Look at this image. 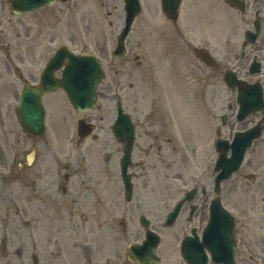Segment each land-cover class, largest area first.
Returning a JSON list of instances; mask_svg holds the SVG:
<instances>
[{
  "label": "flooded vegetation",
  "instance_id": "af4514ba",
  "mask_svg": "<svg viewBox=\"0 0 264 264\" xmlns=\"http://www.w3.org/2000/svg\"><path fill=\"white\" fill-rule=\"evenodd\" d=\"M4 1L0 0V50L3 51L6 60L5 66L2 67L3 72H0V93L8 89L17 90V80L38 83L43 66L39 64L40 58L37 57L39 53L37 49L42 46L47 37L51 42L56 40V32H49L50 28L46 32L44 27L52 23L53 19L58 23L61 20H59V16H63L62 21L66 24L70 43H74L77 36L73 29V14L82 8L79 12L82 16L78 20L83 25L86 49L89 50L88 52L93 50L92 53L100 59L107 78H110L108 85H102L103 87L101 86L102 88L99 89V95L106 99L107 118L108 115L113 114L116 119L118 109L121 107L130 113L136 137L138 126L142 127V125H138V121L135 122V114L129 108L130 103L124 96V84L118 79L121 71L117 60L128 56L133 48L134 65L126 72L130 73L131 77L143 82L142 89L145 90V100L149 107L148 123L150 125H148L146 133L150 139V149H169L165 146L154 147V145L158 140L167 139V143L174 141L176 122H178L177 145L171 148L176 156L168 151L163 154L170 160V168L174 170L181 166L178 179L183 183L167 184L164 201L168 206L172 205L173 208L175 202L182 199L187 192L191 191L193 194L192 198L183 205L174 226L172 225L170 230L164 234L168 248L158 251V263L198 264L199 262V264H204V261L207 260V264H264V216L237 217L234 230L235 241L219 236H213L212 239L204 237V229L209 220V203L214 197V188L211 183H197L198 180H195V184H188L182 169L185 168L186 162L196 156L192 153L186 158V145L183 147L180 144L186 140L184 125L187 92L185 93L184 81L187 74V63L191 64L190 70L195 79L196 93L192 96V100L199 98L201 103H205V108L200 107L206 120L203 131L206 143L212 144L214 138L219 136V132L226 138L231 135L234 123L237 122L233 121L232 126L229 127L231 128L230 132L227 125L230 118H235L238 121L235 112L239 107L237 101L239 92L256 95L262 90L264 97V0H253V3L248 1L247 8L238 11V14L241 15L239 19L236 18L234 12H230L234 8L225 4V18L221 22L215 19L212 24L195 25L194 34L191 36L192 41L188 39L185 26L176 20L173 21L175 25L172 29L169 23L170 19L166 18L167 23L163 25V33H159L158 36L163 35L168 41V46L159 44L165 48V51H153L155 56L153 62L149 59L139 58L136 53L139 47L152 45V42L145 44L144 38L152 35L153 30H141L140 34L138 29H134V26L139 27L136 20L141 13L148 11L153 14L161 11L160 0H138L141 13L135 17L123 40L120 37L125 26L127 0H54L52 5L19 15L12 12L4 4ZM107 7H110L109 14L114 15L113 21H109L104 15ZM95 13H100V21L96 18ZM44 22L47 23L46 26L43 25ZM256 24H259L260 30L256 40L250 42L246 34H249V30H254ZM120 43L124 44L123 56L118 55ZM158 65L161 67L159 68ZM11 71L16 78H10ZM159 78H163L165 82H161ZM222 90L232 96L229 101V109L232 113L230 117H226L227 123L224 127L219 126L217 115L218 94ZM112 97L113 102H111ZM172 121H174L173 137L169 128ZM181 121L183 122L181 123ZM144 123L145 121L143 125ZM237 124H240L239 130L259 125L262 127V134H264V114L261 111L250 114ZM64 125L66 133H69V128L73 130V121L64 119ZM158 127L165 129L158 130ZM104 128L106 127L104 126ZM92 129L96 131L97 126L92 125ZM92 138L93 141L86 142L85 171L75 169L69 162H59L57 159L53 168H33L38 159L36 153L31 156L27 155L26 163H23L24 161L20 158V214L35 224H41L43 221L55 222L58 215H55L54 219L49 218L44 209L55 205L60 207L62 212H69L74 203L78 202L75 199L78 196L82 200V206L94 205L96 202L103 203L101 196L113 181L120 189L121 197L123 182L120 158L123 154L124 142L118 141L114 137L121 144V154L118 156L113 170L107 167L108 163L111 164V159L106 152L107 146L102 144L97 133H94ZM28 139L33 143L37 138L28 137ZM70 139L74 141L72 135ZM84 141V138H78V143L82 144ZM99 142L101 145L98 151L106 152L104 155L101 153L104 167L97 169L94 173L89 170L92 157L91 143ZM34 148L31 151L35 150ZM256 159L244 161L243 170L241 168V174L237 175L240 183L229 186L228 191H264V153L259 154ZM138 167L139 162L135 161L133 157L129 168L132 180L136 178ZM112 177H117V179ZM54 183L56 184L54 185ZM86 216L87 214L85 219ZM103 222L104 217L101 214H92L89 220V224L91 223L90 233H105L106 228H104ZM37 228L36 226L35 229L37 230ZM37 235H39V231H37ZM37 235L36 231L34 236L32 232H29L27 247L23 248L26 252L30 249H37L41 239ZM144 235V231L138 232L135 242H142ZM27 239L25 237V240ZM229 242L231 246L235 244L233 253L229 252ZM212 250H215L216 254H213ZM31 255L33 262L35 257V261H37L35 264H38L39 258L36 252L32 251ZM118 255L121 254H117L116 251L113 255L108 254V257L103 255L104 262L101 263L86 249L84 264H138L130 263L127 260L125 263L124 261L121 263ZM135 256L138 257L137 254Z\"/></svg>",
  "mask_w": 264,
  "mask_h": 264
},
{
  "label": "rangeland",
  "instance_id": "374dc122",
  "mask_svg": "<svg viewBox=\"0 0 264 264\" xmlns=\"http://www.w3.org/2000/svg\"><path fill=\"white\" fill-rule=\"evenodd\" d=\"M218 1L187 0L185 2L179 24L185 26L188 39L192 40L191 36L194 34L195 24L205 23L212 17L218 20L225 17L226 12L219 6ZM81 9L76 10L77 13L73 14V29L77 36L74 43H70L66 24L62 21L64 19L63 16H59V20H61L58 23H56L55 19H53L52 23H48V26H46L47 23H43L46 26L44 27L46 32L48 28H50L49 32H56V40L50 42V38L47 37V41L43 43L37 55L40 58L39 64L41 66L45 64L47 59L53 55L54 51L62 43L67 44L68 47L76 51L86 48L83 43V40H85L84 32L82 31L83 25L78 20L82 16L79 13ZM109 9L110 7L106 8L104 15L109 21H113L114 15L109 14ZM95 15L98 21H100V13H95ZM198 16H202V21H198ZM240 17L241 15L236 16L237 19ZM236 22L239 23V21ZM165 23H167V19L161 11L153 14L145 11L140 14L136 20V24H139V27L134 26V29H138V33L140 34L142 33L141 30H153V34L144 38L145 44L152 42L151 46L138 48L136 53L139 58L149 59V61L153 62L155 61L153 51H165V48L159 46V44L162 43L168 46V41L163 35L161 37L158 36L159 33H163V25ZM169 23L173 29L174 22L169 21ZM244 27L247 26L244 25ZM133 51L132 48L128 56L117 60L121 71L118 79L124 84V96H126L127 102L130 103L129 108L135 114V122L137 123L138 121V125H142V127L138 126V135L134 145L133 157L135 161L139 162V167L134 179L135 189L133 199L130 202H126L123 194L120 197V189L113 181L103 193L104 195L101 196L103 203L96 202L94 205L88 204L82 206V200H80L78 203H74L68 215L65 212H60V208L57 209V206L54 205L51 208L44 209L49 218L54 219V216L58 215L55 222L43 221L41 224H35L29 218L26 219L24 215L20 214L21 187L19 162L21 158L24 161L23 163H26L27 154L31 152L33 147H35L33 151L38 155L36 165L33 168H53L56 165L57 159L59 162H69L75 169H83L85 171L86 142H89L88 140H92V138L85 139V142L82 144L78 142L74 143L70 139L73 133L76 136V140L78 139L76 122L79 117H85L97 126L95 132L101 138L102 144L107 146L106 152L111 159V164H107L109 169H115L114 164L117 163L118 156L121 154V144L113 137L111 131L113 114L108 115L107 118L105 110L106 99L102 95H100L96 107L90 111L81 113H74L72 111L65 95L58 92L47 95L45 98L48 112L47 133L43 139H36V142L32 143L23 133L15 114L21 86L18 85L16 91L8 89L0 93V190L2 191L0 193V264H33L31 255L33 249H30L27 253L23 250L24 247H27L26 242L29 240V232H32L34 236L35 231L36 235L37 231H39V235L37 236L41 238L38 242L37 250H35L39 256L38 264H84L86 249L101 263L104 262V254L108 255L116 250H121V260H125L126 248L135 240L137 232L143 231L138 221L141 211H144L151 219L154 229L159 232L166 230V228L161 226V219L167 210L165 203H163L164 188L166 184L177 183L178 181L172 179L174 174L173 170L169 168L170 160L163 153L168 151L170 154L175 155L174 150L171 148L177 145V137L179 136L178 122H176L174 141L167 143V139L158 140L154 145V147L165 146L169 149L151 150L150 139L148 138V133H146L148 125H150L148 123L149 107L145 100V90L142 89L143 82L131 77V74L126 72L128 68L134 65ZM5 60L4 53L2 54L0 50V72H3L2 67L3 65L5 66ZM158 67L160 68L161 66L158 65ZM191 67V64L187 63V74L184 81L185 93L187 92L185 116L187 122L184 125L186 140L182 146L185 147L186 145L188 156L192 153L194 155L197 154V160L191 158L192 163L184 171L188 176H198L197 179L199 181L212 182L210 178L212 167L210 168V165L214 155L211 157L208 150L209 147L204 140V134L198 131L202 130L204 116L194 109L200 103V99L198 98L196 102L192 100V96L196 93V90L194 74L190 70ZM5 72L7 71L5 70ZM10 78H15L12 71ZM159 80L161 82L164 81L163 78H159ZM109 82L110 78L107 79L103 86L108 85ZM229 99L230 95L227 91L222 90L219 92L218 118L222 113L229 112ZM111 102H113V97L111 98ZM202 108H205V105ZM65 114L68 120H74L75 132L71 130L72 128H69V133H66L62 127L57 126L59 120L64 119L63 116ZM144 121L146 127L143 125ZM169 128L173 137L174 121H172ZM157 129L163 130L165 128L158 127ZM194 129H196L195 132ZM100 145L101 142L97 144L91 143L92 157L90 158L89 170L94 173H96L97 169L104 167L101 153L104 155L106 152L98 151ZM23 153L25 154L21 157ZM262 153H264V138L256 142V145L249 151L247 158L254 161ZM187 155L186 158L188 157ZM165 160H167L166 163H164ZM198 162L200 164H197ZM9 170H11L10 173ZM112 178L117 179V177ZM239 183L236 177L234 180L230 179L227 181L224 186L231 187V185ZM74 190L76 189L74 188ZM227 193L231 195V199L233 200L229 208L237 215L242 214L241 207L243 205H247V209L243 211L245 215H261L260 207L262 203L264 204V200H262L263 193L236 190H227ZM225 199L228 198L225 197ZM94 213H99L104 217L103 226L106 228L105 233H90L89 226L92 222L89 224V220L90 216ZM120 219L125 221L122 226L119 225ZM4 223L5 227L3 226ZM36 226L38 227L37 230L35 229ZM25 237L28 238L27 241H25Z\"/></svg>",
  "mask_w": 264,
  "mask_h": 264
},
{
  "label": "water",
  "instance_id": "95a60500",
  "mask_svg": "<svg viewBox=\"0 0 264 264\" xmlns=\"http://www.w3.org/2000/svg\"><path fill=\"white\" fill-rule=\"evenodd\" d=\"M45 1L46 0H9V3L11 8L14 10L24 11L36 8ZM181 1L182 0H162L164 11H166L170 16L176 17ZM230 2L233 1L230 0ZM132 17L133 14L130 16V22ZM64 56L65 52L62 48L53 58L56 59L57 57H60L58 62L54 64L52 60L46 72L42 75L41 85L37 87H27L24 94L22 95L21 102L17 110V115L24 128L32 133H42L44 129V111L41 100L43 95L50 90L58 87L65 89L68 93L69 99L78 110L90 109L96 103V88L97 85L104 79V74L100 69L99 63L94 59L93 56L90 55L84 54L80 56H74V62L72 65L75 69H73L70 75L64 74V78L55 79L53 76V71L58 68V65ZM132 138L130 139L128 149L124 156V161L126 163L125 166H127L130 160ZM220 143L223 144V141ZM241 149H244V147ZM239 154L240 155L234 158H230L231 160L229 161L225 160L224 155L222 158H220L219 162L224 161V168L226 169L219 177V180L222 177L228 176L230 172L239 165L243 153ZM128 179L129 177L124 176V180H126L127 184V199H130L132 188ZM219 211L222 215L226 214L220 207ZM177 212L178 208L173 213V216H175ZM146 224H148V221H146ZM129 250H131V248Z\"/></svg>",
  "mask_w": 264,
  "mask_h": 264
}]
</instances>
